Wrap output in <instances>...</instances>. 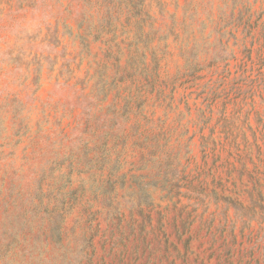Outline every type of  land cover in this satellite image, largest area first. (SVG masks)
Listing matches in <instances>:
<instances>
[{
  "label": "rangeland",
  "instance_id": "374dc122",
  "mask_svg": "<svg viewBox=\"0 0 264 264\" xmlns=\"http://www.w3.org/2000/svg\"><path fill=\"white\" fill-rule=\"evenodd\" d=\"M0 264H264V0H0Z\"/></svg>",
  "mask_w": 264,
  "mask_h": 264
}]
</instances>
